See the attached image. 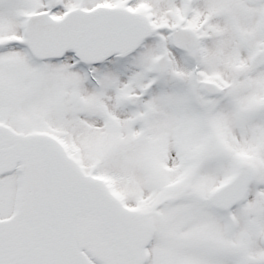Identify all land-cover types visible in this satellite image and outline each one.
Listing matches in <instances>:
<instances>
[{
	"label": "snow or ice",
	"instance_id": "6c2138e0",
	"mask_svg": "<svg viewBox=\"0 0 264 264\" xmlns=\"http://www.w3.org/2000/svg\"><path fill=\"white\" fill-rule=\"evenodd\" d=\"M0 264H264V0H0Z\"/></svg>",
	"mask_w": 264,
	"mask_h": 264
}]
</instances>
